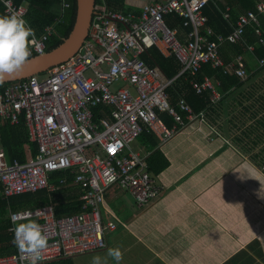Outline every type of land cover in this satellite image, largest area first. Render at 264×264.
I'll list each match as a JSON object with an SVG mask.
<instances>
[{
    "label": "built area",
    "instance_id": "1",
    "mask_svg": "<svg viewBox=\"0 0 264 264\" xmlns=\"http://www.w3.org/2000/svg\"><path fill=\"white\" fill-rule=\"evenodd\" d=\"M99 1L88 36L75 56L43 75L0 89V121L16 125L23 118L30 140L37 146L34 157L12 163L0 146L4 197L54 191L69 184L67 177L52 182L54 173L70 175L71 183L81 188L82 207L77 213L57 216V205L10 213L12 234L15 224L32 220L47 236L38 264L107 247L106 236L116 224L104 222L102 207L112 187L130 193L140 208L158 199L163 188L149 171V153L133 150L131 144L147 131L163 146L189 123L204 120V113L197 114L184 95L173 105L168 90L178 80H185L197 94H209L215 105L224 94L216 76L198 80L203 67L210 65L216 74L244 81L250 76L244 58L226 61L222 46L241 44L255 56L256 45L246 38L252 28L257 44L264 47V0L241 14L227 36L215 34L207 24L204 9L211 0H151L139 13L116 11L106 0ZM0 5L6 16L25 20L26 5H16L13 0H0ZM170 15L179 17L190 30L186 42L179 39L177 29L168 26L166 17ZM224 17L230 20L229 7ZM53 32L54 27L48 26L41 36L35 34L30 56L46 52ZM154 47L177 60L180 71L174 78L165 77L143 58ZM257 60L263 68L264 59ZM97 110L102 117L96 116ZM161 113L173 118L171 127ZM0 264H28V257L17 250L0 257Z\"/></svg>",
    "mask_w": 264,
    "mask_h": 264
},
{
    "label": "crops",
    "instance_id": "2",
    "mask_svg": "<svg viewBox=\"0 0 264 264\" xmlns=\"http://www.w3.org/2000/svg\"><path fill=\"white\" fill-rule=\"evenodd\" d=\"M150 1L124 2L140 12ZM172 28L182 42L187 41L189 29ZM238 56L244 58L250 76L225 90L221 101L203 112V121L189 123L159 148L168 146L163 153L170 163L157 176L163 188L160 197L135 211L119 198L118 188H111L102 217L116 229L107 234V247L44 264H92L94 256L100 264H264V67H259L256 53L245 48ZM140 147L151 155L146 146ZM26 152L27 159L33 157L28 147ZM58 174H53L52 182H57ZM40 191L50 195V203L37 207L57 205L56 198L64 192L68 194L64 201L69 197L81 201V188L70 181L54 191ZM33 208L8 207L9 218L12 211ZM109 248H119V262L108 255Z\"/></svg>",
    "mask_w": 264,
    "mask_h": 264
},
{
    "label": "trees",
    "instance_id": "3",
    "mask_svg": "<svg viewBox=\"0 0 264 264\" xmlns=\"http://www.w3.org/2000/svg\"><path fill=\"white\" fill-rule=\"evenodd\" d=\"M16 5L26 4L28 6V13L26 20L30 27H32L37 36H41L44 30L48 26L54 27V33L51 35L47 42V52L59 46L64 39H66L71 33L75 20H76V0H13ZM107 5L120 9L124 12L139 13L138 9L129 7L124 1L120 0H106ZM261 0H211L204 9V14L208 18V26L213 29L215 34H221L224 36L229 35L232 32V24H235L238 17L241 14H245L248 11L254 10L256 4ZM68 3L70 6L65 7ZM101 2L97 0V4ZM126 7V10H125ZM230 8V20L227 21L224 17L226 8ZM0 16H5L4 7L0 5ZM168 25L172 27L183 26L182 20L174 15L166 17ZM262 25L264 26V19L262 18ZM246 38L249 44L256 45V55L260 59H264V47L257 44V37L255 36L253 29H248ZM223 58L226 61L236 58L244 52V48L234 44L225 43L223 49ZM30 58V57H29ZM28 58V59H29ZM148 65L158 66L163 74L167 78L175 77L180 71V66L177 63L175 57L170 59L164 58L158 54L155 49H151L143 57ZM222 82L223 86L220 89L224 94L225 90H229L231 87L238 85L241 81L235 76H223L216 74L210 65H205L198 75V80H202L204 76H215ZM7 84H0V89ZM225 86V87H224ZM171 103L174 105L178 101L181 95L186 97L187 102L193 108V110L199 114L206 111L212 106L209 98V94H197L189 83L185 80H178L174 87L169 90ZM160 117L165 123L171 127L173 124V118L167 113H161ZM139 142L141 145L146 146L147 150L151 151V155L148 158L149 171L153 176H158L169 166V161L165 157L164 153L158 147V139L151 133L144 131L140 137ZM0 146L6 153V158L9 163L15 160L25 162L27 159L26 147L31 151L34 157L37 154V146L30 140L29 130L26 126L25 120L20 119L17 125H12L10 121H0ZM59 177L65 175L58 174ZM68 192V191H67ZM67 196L66 192L62 193V198H56L57 206L55 208L57 216L71 215L81 211L82 202H72L69 200L64 201L63 197ZM50 195L46 191H39L36 193H24L21 195L5 198L3 195V188L0 183V256L10 255L16 252V247L13 244V235L9 232V228L12 223L8 215V207L13 210H19L22 207H37L49 204ZM54 200V195H53ZM38 208V207H37ZM104 250V249H103ZM102 251V250H99ZM98 252V251H95ZM62 259L50 261L51 263L60 261ZM67 259V258H66ZM47 262V263H50ZM62 264H67L63 262Z\"/></svg>",
    "mask_w": 264,
    "mask_h": 264
},
{
    "label": "clouds",
    "instance_id": "4",
    "mask_svg": "<svg viewBox=\"0 0 264 264\" xmlns=\"http://www.w3.org/2000/svg\"><path fill=\"white\" fill-rule=\"evenodd\" d=\"M34 39L35 31L28 24L26 17L24 20L14 15L0 16V84L17 73L29 57L37 56H30L29 45ZM63 174L65 176L59 178L67 177L68 182H72L66 173ZM12 232V242L20 253L28 257V264H38L41 260V252L47 247L48 242L47 236L41 231V226L35 221L27 220L26 222L15 224ZM107 251L108 255L115 261L119 262L121 260L122 255L119 248H109ZM92 264H100V258L94 256Z\"/></svg>",
    "mask_w": 264,
    "mask_h": 264
},
{
    "label": "water",
    "instance_id": "5",
    "mask_svg": "<svg viewBox=\"0 0 264 264\" xmlns=\"http://www.w3.org/2000/svg\"><path fill=\"white\" fill-rule=\"evenodd\" d=\"M96 0H76V20L69 36L56 48L27 59L22 68L2 84L28 79L41 75L51 68L60 65L82 48L91 26Z\"/></svg>",
    "mask_w": 264,
    "mask_h": 264
},
{
    "label": "rangeland",
    "instance_id": "6",
    "mask_svg": "<svg viewBox=\"0 0 264 264\" xmlns=\"http://www.w3.org/2000/svg\"><path fill=\"white\" fill-rule=\"evenodd\" d=\"M23 5H25V4H23ZM125 10H126V8H125ZM140 144L141 143L139 142V138H138L135 142H133L131 144V148L133 150H136V151L138 150L139 151V150H141ZM160 147L161 146H159V148ZM167 150H168V146L164 147V149L162 150V152H166ZM155 180L157 181L158 184H160V181L157 179L156 176H155ZM112 188H118L120 190V196H119V198L122 199L125 202V205L127 207H129V208H131V209H133L135 211H136V209H138L137 204H136L133 196L130 193H128L127 191L122 190L118 186H114Z\"/></svg>",
    "mask_w": 264,
    "mask_h": 264
}]
</instances>
